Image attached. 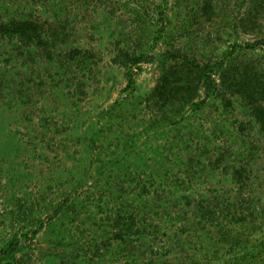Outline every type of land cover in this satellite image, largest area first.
<instances>
[{"label":"rangeland","instance_id":"374dc122","mask_svg":"<svg viewBox=\"0 0 264 264\" xmlns=\"http://www.w3.org/2000/svg\"><path fill=\"white\" fill-rule=\"evenodd\" d=\"M37 1L58 37H0V264H264V0Z\"/></svg>","mask_w":264,"mask_h":264},{"label":"trees","instance_id":"16d2710c","mask_svg":"<svg viewBox=\"0 0 264 264\" xmlns=\"http://www.w3.org/2000/svg\"><path fill=\"white\" fill-rule=\"evenodd\" d=\"M37 2L39 1L0 0V37L15 38L20 41L21 45L38 48L43 44L41 37H58L56 28H53V20L47 27H45L44 20H41V15L36 14V8H39ZM45 3L42 2L43 5ZM40 13H42V11ZM256 44L264 45V37L254 43H249L248 45L250 49H253ZM237 46L240 47V45ZM46 53L49 55L50 49ZM125 56L127 59L123 61V64L129 68H132L133 64H137V62L145 58L143 55L131 58L128 57L127 54ZM216 72L217 70L215 68H212L207 64L197 71L193 80L194 87L190 98H193V92L198 91L199 81L202 82V86L206 89L207 93L213 91L216 93L218 88H220L219 86H222L224 80L228 78L226 71H223L218 74V81L217 78L213 76ZM130 81H133L132 76H130ZM166 83L167 82L163 76V78L157 83L154 91H164Z\"/></svg>","mask_w":264,"mask_h":264}]
</instances>
